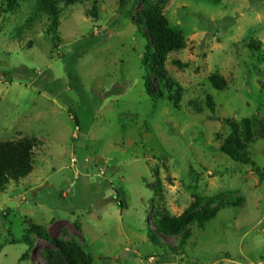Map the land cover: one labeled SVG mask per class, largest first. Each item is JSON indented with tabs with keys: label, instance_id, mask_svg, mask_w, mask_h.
I'll use <instances>...</instances> for the list:
<instances>
[{
	"label": "rangeland",
	"instance_id": "374dc122",
	"mask_svg": "<svg viewBox=\"0 0 264 264\" xmlns=\"http://www.w3.org/2000/svg\"><path fill=\"white\" fill-rule=\"evenodd\" d=\"M150 1L185 41L162 64L180 89L175 101L154 72L161 97L144 91L143 0L63 7L50 33L49 19H34L38 0L0 12V142H40L30 175L0 189V264H65L34 235L19 261L30 223L76 243L92 264H264V0ZM242 119L255 134L234 161L221 148L227 121ZM222 192L242 205L191 224L182 247L151 233L157 209L176 217L193 197Z\"/></svg>",
	"mask_w": 264,
	"mask_h": 264
},
{
	"label": "trees",
	"instance_id": "16d2710c",
	"mask_svg": "<svg viewBox=\"0 0 264 264\" xmlns=\"http://www.w3.org/2000/svg\"><path fill=\"white\" fill-rule=\"evenodd\" d=\"M18 1L7 0L5 8H2L0 12L2 14L12 12ZM82 1L84 0H38L34 19L43 17L49 19L50 25L47 32L50 33L58 26L61 9ZM123 6L124 2L121 1L119 9H123ZM92 10V14L95 15V4H93ZM135 26L146 40L141 58L145 93L149 97H161V93L155 91L148 76L150 72H154L156 78L164 84L165 89L170 93L169 100L175 101L179 96L180 89L173 81L165 77L162 64L169 54L184 49V38L180 32L170 27L168 19L161 13L160 6L150 0H143V9L135 21ZM251 48H254L253 44H251ZM172 63L175 66L184 67L179 61L174 60ZM2 76L6 77L7 73H2ZM209 82L217 91H222L226 87L225 81L216 75L210 76ZM206 100L207 108L214 111L212 99L207 97ZM227 122L231 128V135L222 145L221 151L232 160L237 161L240 159V155H243L241 146L247 147L252 144L255 132L248 119H242L238 123ZM262 130H264V126H262ZM39 143L37 138L27 136L0 142V189L10 181L16 182L30 175L33 169L34 149L38 147ZM243 199L239 193L234 192H222L212 197H193L188 207L176 217L169 215L163 209H157L154 216L155 229L151 230V233L161 239L179 237V246L182 247L190 237L188 227L191 224L196 223L202 227L213 220L222 209L241 206ZM113 200H117L116 202L121 204L117 192ZM30 235L52 245L65 264H92L90 255L86 254L79 245L54 238L43 226L35 223H30L24 232L22 242L26 246V250L19 261H27L29 253L34 248V244L29 238ZM154 239L151 241L154 242Z\"/></svg>",
	"mask_w": 264,
	"mask_h": 264
}]
</instances>
